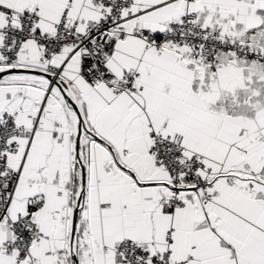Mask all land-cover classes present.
Here are the masks:
<instances>
[{"label": "snow or ice", "instance_id": "6c2138e0", "mask_svg": "<svg viewBox=\"0 0 264 264\" xmlns=\"http://www.w3.org/2000/svg\"><path fill=\"white\" fill-rule=\"evenodd\" d=\"M0 264H264V0H0Z\"/></svg>", "mask_w": 264, "mask_h": 264}]
</instances>
